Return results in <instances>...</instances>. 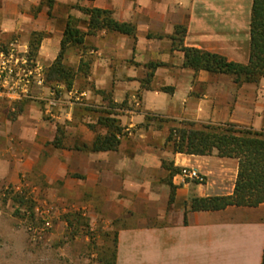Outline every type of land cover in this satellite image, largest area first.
<instances>
[{
  "label": "crops",
  "instance_id": "0c3cea01",
  "mask_svg": "<svg viewBox=\"0 0 264 264\" xmlns=\"http://www.w3.org/2000/svg\"><path fill=\"white\" fill-rule=\"evenodd\" d=\"M42 3L0 0V42L17 37L29 45L37 34V60L46 67L58 54L69 16L87 32L89 17L81 8L108 10L135 32L100 29L67 49L70 65L77 67L83 56L89 70L62 94L68 101L75 92L81 102L64 106L54 120L44 118V104L36 100L16 103L8 118L0 101V180L38 171L49 183L61 181L64 193L80 188L94 198L91 206L101 203L95 209L118 222L115 264H261L264 204L218 210L187 205L194 197L231 195L238 160L216 151L174 153L166 145L169 128L183 121L264 131V78L236 83L231 75L186 67L173 37L184 27L183 47L246 64L252 0ZM109 109L124 134L117 149L94 151L96 135L106 132L98 120ZM56 137L58 146L52 144ZM163 161L173 169L196 168L205 181H184Z\"/></svg>",
  "mask_w": 264,
  "mask_h": 264
},
{
  "label": "trees",
  "instance_id": "16d2710c",
  "mask_svg": "<svg viewBox=\"0 0 264 264\" xmlns=\"http://www.w3.org/2000/svg\"><path fill=\"white\" fill-rule=\"evenodd\" d=\"M81 9L89 17L88 30L87 32L81 31L75 19L71 17L67 19L58 54L52 64L46 68L45 81L47 84H61L69 90L78 74H88V60L82 58L76 68L64 62L67 48L70 45H81L85 35L93 34L100 29L134 35L135 28L132 24L115 21L108 10ZM249 27L250 52L246 64L229 61L216 53L183 47L184 27L176 28L173 36L174 46L184 52V66L195 71L206 70L210 73L228 74L234 77L236 83L257 82L260 78H264V0H252ZM38 37L34 34L29 42L30 54L34 58L37 57ZM164 89L169 90V88ZM109 107L114 108L115 104L110 103ZM112 114V109L104 110L99 118L98 123L105 127L106 132L96 135L90 146L92 150L117 149L120 137L124 134V127ZM52 144L58 146L57 137ZM166 145L170 146L174 153L208 155L216 151L220 157L238 160V172L231 195L194 197L188 202V209L218 210L228 205L257 206L264 204V131L232 123L204 124L183 121L169 128ZM162 165L169 170L170 174L179 172V169L171 168L170 164L165 161ZM13 199L19 205L26 203L24 197L19 194H15ZM115 247L116 235L113 240L111 258L107 264H115ZM261 264H264V250Z\"/></svg>",
  "mask_w": 264,
  "mask_h": 264
},
{
  "label": "rangeland",
  "instance_id": "374dc122",
  "mask_svg": "<svg viewBox=\"0 0 264 264\" xmlns=\"http://www.w3.org/2000/svg\"><path fill=\"white\" fill-rule=\"evenodd\" d=\"M52 1L43 0L42 7L44 3L51 7ZM66 53L67 50L64 62L73 67L67 62ZM65 89L68 90L64 85L58 89L45 83L43 113L47 120H54L52 114L59 115L64 106L81 102L75 92L69 94L68 101L62 99ZM52 90L60 101L47 111L45 98L51 97ZM6 105L3 114L13 117L16 105ZM61 186V181L49 183L38 171L32 174L21 171L16 180H0V264L108 263L118 222L95 209L101 203L91 206L89 201L94 198L81 193L80 188L64 193ZM15 194L23 196L26 203L15 202Z\"/></svg>",
  "mask_w": 264,
  "mask_h": 264
},
{
  "label": "built area",
  "instance_id": "2783aa9c",
  "mask_svg": "<svg viewBox=\"0 0 264 264\" xmlns=\"http://www.w3.org/2000/svg\"><path fill=\"white\" fill-rule=\"evenodd\" d=\"M45 77L46 69L37 57L30 54L29 45L17 37L0 42V101L12 105L25 100H38L44 104ZM55 86L58 89L62 87L61 84ZM55 93L52 90L51 97L45 98L47 111L60 101ZM178 175L184 181H205V176L193 167H182Z\"/></svg>",
  "mask_w": 264,
  "mask_h": 264
}]
</instances>
